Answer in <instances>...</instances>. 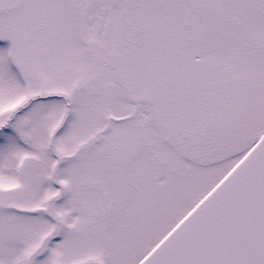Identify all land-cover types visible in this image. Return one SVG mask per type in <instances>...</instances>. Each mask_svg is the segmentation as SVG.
<instances>
[{"label":"snow or ice","instance_id":"obj_1","mask_svg":"<svg viewBox=\"0 0 264 264\" xmlns=\"http://www.w3.org/2000/svg\"><path fill=\"white\" fill-rule=\"evenodd\" d=\"M0 264H264V0H0Z\"/></svg>","mask_w":264,"mask_h":264}]
</instances>
